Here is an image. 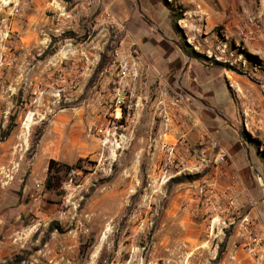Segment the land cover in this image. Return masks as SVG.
<instances>
[{
  "label": "rangeland",
  "instance_id": "rangeland-1",
  "mask_svg": "<svg viewBox=\"0 0 264 264\" xmlns=\"http://www.w3.org/2000/svg\"><path fill=\"white\" fill-rule=\"evenodd\" d=\"M92 1L0 0V264H264V0H167L178 32L160 0ZM133 43L138 75L129 62L121 80ZM160 91L191 116L161 125ZM50 160L72 169L49 192Z\"/></svg>",
  "mask_w": 264,
  "mask_h": 264
},
{
  "label": "built area",
  "instance_id": "built-area-1",
  "mask_svg": "<svg viewBox=\"0 0 264 264\" xmlns=\"http://www.w3.org/2000/svg\"><path fill=\"white\" fill-rule=\"evenodd\" d=\"M89 4H93L94 1L88 0ZM131 47L133 50L129 52V55L127 57H122L118 59V62L123 63L121 66L122 70L120 73H117L116 76L119 77L122 80V75H125V71L127 70L128 63L131 62L130 68L132 69V74L135 76L138 75V67L140 66L139 63V57H137V49L136 44H131ZM116 57H118V53L116 52ZM129 58V59H128ZM125 82H119L118 87H115L112 94V100L111 104L108 108H103V114L106 117L108 115L109 118L107 119V127L101 130V132L104 134L105 137H113L116 135V130L118 128H122L121 125H117L120 121L123 112V108L126 107V100H125ZM187 99V96L182 92H176L173 96H167L166 93L163 91H160L158 100L156 102V109H155V117L160 122L161 125H164L167 129L172 124H175V122H178V120L181 118V114H184V117H190L191 114L187 111L185 101ZM128 107V106H127ZM119 144L123 142V140L126 138L124 134H120L118 137ZM114 137V139H117ZM184 141V140H183ZM174 147V146H173ZM174 148H171V151ZM200 160L202 162H209L211 163V160H208L204 157V151L202 150L200 156ZM216 166H220L225 162V157L223 154H219L216 158H214L213 161ZM250 204H254V202L249 199Z\"/></svg>",
  "mask_w": 264,
  "mask_h": 264
},
{
  "label": "trees",
  "instance_id": "trees-1",
  "mask_svg": "<svg viewBox=\"0 0 264 264\" xmlns=\"http://www.w3.org/2000/svg\"><path fill=\"white\" fill-rule=\"evenodd\" d=\"M160 1H161L162 5L164 6V8L167 10V16L170 20L171 29L175 32H178L177 22L182 19V11H177L173 7L172 4L167 2V0H160ZM69 35H71V34H69ZM55 41H56L55 39H52V42L48 45L46 50L43 52V54H42L43 57H50V56L55 54V52H56V50L54 48ZM179 48L184 53H186L191 59H193V60H195V61H197V62H199L205 66H208V67L222 66V64L216 62L215 60H213L211 58H207L203 54L194 52L192 50V48L186 43L185 40H181L179 42ZM106 49H107V47H106ZM104 59H105L104 56H100V60L98 62L97 68H96L93 75L96 76L97 73L100 71L101 67L103 66ZM225 66L228 67V65H225ZM95 76H93V77H95ZM15 120H16V116H12L10 123L7 125L6 129L3 130V132H2V140L8 138L9 135L11 134V132L16 128ZM39 135H40V133H39ZM34 145H35V142L31 146V152L34 150ZM71 169H72L71 167H69L65 164H61L57 161L50 160L48 163V167H47L46 178L44 181V188L49 192L50 191H57L62 186V182L64 181L65 176L67 174H69V171ZM189 179L191 180L193 178L190 176H182V177L174 179L173 182L181 183V182H184V181L189 180ZM53 227H57L55 223L50 225L51 229ZM227 238H228V234L226 235L225 239L223 240V242L218 247L217 259H220L222 257V255L225 253ZM23 260L24 259L22 257L16 256L14 258L12 264H21L23 262Z\"/></svg>",
  "mask_w": 264,
  "mask_h": 264
},
{
  "label": "crops",
  "instance_id": "crops-1",
  "mask_svg": "<svg viewBox=\"0 0 264 264\" xmlns=\"http://www.w3.org/2000/svg\"><path fill=\"white\" fill-rule=\"evenodd\" d=\"M163 48H164L165 51H167V49H165V47H163ZM165 61H167V62L169 61V57L168 56H166L165 58L164 57L161 58V62L164 63L165 65H168L167 62H165ZM185 85L187 86V83ZM191 137H192V139H196L197 134H196L195 131H191Z\"/></svg>",
  "mask_w": 264,
  "mask_h": 264
},
{
  "label": "bare ground",
  "instance_id": "bare-ground-1",
  "mask_svg": "<svg viewBox=\"0 0 264 264\" xmlns=\"http://www.w3.org/2000/svg\"><path fill=\"white\" fill-rule=\"evenodd\" d=\"M28 124H29L28 122L25 123L26 128L28 127Z\"/></svg>",
  "mask_w": 264,
  "mask_h": 264
},
{
  "label": "water",
  "instance_id": "water-1",
  "mask_svg": "<svg viewBox=\"0 0 264 264\" xmlns=\"http://www.w3.org/2000/svg\"><path fill=\"white\" fill-rule=\"evenodd\" d=\"M187 58H188V60L190 59L187 55H185Z\"/></svg>",
  "mask_w": 264,
  "mask_h": 264
}]
</instances>
